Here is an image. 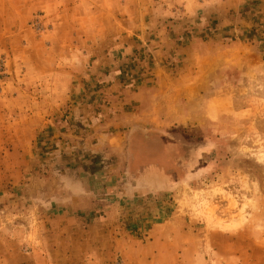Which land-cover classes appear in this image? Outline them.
Segmentation results:
<instances>
[{
    "label": "rangeland",
    "instance_id": "obj_1",
    "mask_svg": "<svg viewBox=\"0 0 264 264\" xmlns=\"http://www.w3.org/2000/svg\"><path fill=\"white\" fill-rule=\"evenodd\" d=\"M0 264H264V0H0Z\"/></svg>",
    "mask_w": 264,
    "mask_h": 264
}]
</instances>
